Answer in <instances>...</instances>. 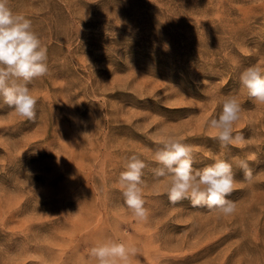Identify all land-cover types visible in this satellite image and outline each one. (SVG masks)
Instances as JSON below:
<instances>
[{
	"label": "rangeland",
	"instance_id": "rangeland-1",
	"mask_svg": "<svg viewBox=\"0 0 264 264\" xmlns=\"http://www.w3.org/2000/svg\"><path fill=\"white\" fill-rule=\"evenodd\" d=\"M9 4L32 21L49 71L28 85L34 119L0 98V264H95L88 250L108 237L135 244L139 264H264V105L239 82L264 64V0ZM229 95L244 141L222 149L205 122ZM168 134L191 145L196 168L210 155L233 163L234 215L156 194L152 157ZM133 153L149 165L145 222L117 183ZM233 158L250 162L252 181Z\"/></svg>",
	"mask_w": 264,
	"mask_h": 264
},
{
	"label": "clouds",
	"instance_id": "clouds-1",
	"mask_svg": "<svg viewBox=\"0 0 264 264\" xmlns=\"http://www.w3.org/2000/svg\"><path fill=\"white\" fill-rule=\"evenodd\" d=\"M165 44V49H168ZM47 47L33 30L32 21L23 14L14 12L9 0H0V98L19 117L32 120L36 116L37 97L28 85L47 75ZM242 88L257 104L264 105V64L247 67L239 77ZM242 107L235 96H227L222 103L218 118H209L205 124L210 138L222 149H229L244 141L242 134L234 135V125L240 119ZM185 138L168 134L156 143L159 147L153 154L156 166L150 169L156 184V194H166L172 205L188 200L192 208H206L218 217L236 213L237 205L228 197L236 189V173L233 163L222 155H210L213 161L203 168H196L191 145ZM243 172L246 181H252L254 173L246 159L233 158ZM149 165L138 154L126 157L123 171L118 177V187L126 208L137 222L148 220L150 210L144 199L145 169ZM163 184V193L159 185ZM139 249L111 237L105 238L88 250V257L95 264H139Z\"/></svg>",
	"mask_w": 264,
	"mask_h": 264
}]
</instances>
